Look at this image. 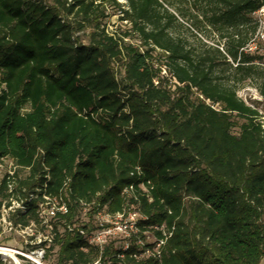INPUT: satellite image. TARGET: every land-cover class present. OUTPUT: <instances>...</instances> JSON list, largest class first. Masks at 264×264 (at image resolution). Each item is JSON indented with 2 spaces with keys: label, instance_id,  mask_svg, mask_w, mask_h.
<instances>
[{
  "label": "trees",
  "instance_id": "16d2710c",
  "mask_svg": "<svg viewBox=\"0 0 264 264\" xmlns=\"http://www.w3.org/2000/svg\"><path fill=\"white\" fill-rule=\"evenodd\" d=\"M161 1L121 9L141 52L125 42L131 32L102 22L116 0H0V166H14L0 197L12 227L50 231L39 246H49L44 259L57 248L55 264L264 261V123L238 95L264 87L248 52L264 0H163L179 2L177 16ZM178 17L223 48L189 46L174 32ZM62 198L69 214L45 224L47 199ZM126 206L143 215V232L172 233L160 259H133L134 241L101 252L78 234L97 212Z\"/></svg>",
  "mask_w": 264,
  "mask_h": 264
},
{
  "label": "rangeland",
  "instance_id": "374dc122",
  "mask_svg": "<svg viewBox=\"0 0 264 264\" xmlns=\"http://www.w3.org/2000/svg\"><path fill=\"white\" fill-rule=\"evenodd\" d=\"M116 2L122 7L120 8L108 5L106 8L107 17L102 22L103 24H105V27L110 34L117 32L118 35L121 36L125 33L131 32V25L127 24L125 21H122L123 15L121 14L122 8L127 9L128 2L127 0H116ZM161 2L163 3V8L165 10L177 16L176 9L181 7V5L178 4L179 2L176 1L173 5L166 3L163 0ZM178 18L182 25L176 27L174 29V32L176 36H179L180 38L185 40L189 46L197 49L202 46V43H205L209 44L210 46L223 48L225 40L222 39L219 35L213 34L204 29L198 30L194 26L193 20L191 18ZM253 18L258 24V30L249 45L248 52L259 56V60H257V62L258 64H260L261 68L264 69V8L254 14ZM87 32H82L79 34L84 43H87ZM130 34L131 37L125 42L138 46L140 48V51L142 52L143 44L140 37L134 32H131ZM254 84H259V87H263L262 81L258 83L256 82ZM254 84L249 83V85L242 87L239 90L238 95L247 104L256 106L259 109L260 115L263 117L261 120L264 123V98L261 97L260 91ZM0 170L1 179L5 173L9 174L10 172L14 171L13 163L9 159L4 160ZM25 175L26 174H24L23 172L20 173L21 177ZM0 202L2 205V207H0V248L15 252L13 255L18 259L20 264H35V262L31 261L32 259L39 262L40 264H55L57 248H55L50 253L48 259H44L45 252L42 251H46L49 246H47L46 248L39 246L45 240L52 239L50 231H42L39 227H36L34 225H31L26 229H22L20 227H11L8 222L11 209H6L4 207L6 202H3L2 197H0ZM18 207L19 206L15 204V208ZM59 230L60 233L63 232L62 229L59 228ZM149 241H153V238L149 239ZM2 259L8 264H15L13 260L8 257H2ZM262 264H264V261L262 262Z\"/></svg>",
  "mask_w": 264,
  "mask_h": 264
},
{
  "label": "built area",
  "instance_id": "2783aa9c",
  "mask_svg": "<svg viewBox=\"0 0 264 264\" xmlns=\"http://www.w3.org/2000/svg\"><path fill=\"white\" fill-rule=\"evenodd\" d=\"M140 172L141 170L138 168V175L141 174ZM9 174L12 175L13 172ZM130 192H133V188L126 189L124 194L129 195ZM47 201L45 224H48V219L55 218L58 214H69V208L63 198L60 200L47 199ZM82 205L85 208V212L90 207V205L85 203H82ZM143 220V215L134 206H126L122 212L116 214H110L103 210L95 214L93 230L78 229L77 232L85 240L88 247H97L101 252L110 242L118 240L122 243V253H125L130 249L134 241L136 252L131 255L133 259L136 261H143V259L158 260L161 258V250L166 240L171 237L172 233H168L162 227L157 230L162 232L163 238H156L151 232H143ZM69 232H74V229L69 227ZM151 238H153V241H149ZM119 258H123V255H120ZM31 261L35 262V264H40L33 259ZM95 264H100V260Z\"/></svg>",
  "mask_w": 264,
  "mask_h": 264
},
{
  "label": "bare ground",
  "instance_id": "6f19581e",
  "mask_svg": "<svg viewBox=\"0 0 264 264\" xmlns=\"http://www.w3.org/2000/svg\"><path fill=\"white\" fill-rule=\"evenodd\" d=\"M0 253L4 254V255H7V256H10V257H12L13 259H15L18 262V259L13 255L15 252L7 250V249H4V248L3 249L0 248Z\"/></svg>",
  "mask_w": 264,
  "mask_h": 264
},
{
  "label": "water",
  "instance_id": "95a60500",
  "mask_svg": "<svg viewBox=\"0 0 264 264\" xmlns=\"http://www.w3.org/2000/svg\"><path fill=\"white\" fill-rule=\"evenodd\" d=\"M0 256H1V257H8V258H10L11 260H13V262H14L15 264H20L19 261L17 262L15 259H13V258L10 257V256H7V255L1 254V253H0Z\"/></svg>",
  "mask_w": 264,
  "mask_h": 264
}]
</instances>
